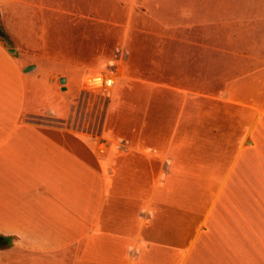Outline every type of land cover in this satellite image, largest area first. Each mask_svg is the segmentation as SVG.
<instances>
[{
  "label": "crops",
  "instance_id": "1",
  "mask_svg": "<svg viewBox=\"0 0 264 264\" xmlns=\"http://www.w3.org/2000/svg\"><path fill=\"white\" fill-rule=\"evenodd\" d=\"M170 10L176 22L164 21ZM232 10V0H0V27L18 45L0 42V237L10 242L0 264H264V37ZM136 12L140 30L180 32L151 43L191 46L177 58L193 69L177 76L192 88L146 81L143 100L114 97L96 125L71 128L68 98L50 113L28 107L27 80L69 90L30 55L86 44L90 29L130 33Z\"/></svg>",
  "mask_w": 264,
  "mask_h": 264
},
{
  "label": "rangeland",
  "instance_id": "2",
  "mask_svg": "<svg viewBox=\"0 0 264 264\" xmlns=\"http://www.w3.org/2000/svg\"><path fill=\"white\" fill-rule=\"evenodd\" d=\"M232 7L233 18L242 19L243 16L244 20L248 22L246 25L251 35L258 38L264 37V0H232ZM170 9L172 8L170 7ZM152 10L151 6L150 10L147 7L148 15L153 19L161 20L162 14ZM142 14L140 12L135 13V23L131 26L130 33L129 30L122 27L120 29L107 28L103 32L99 30L96 32V30L90 29L88 30L90 35L86 44H48L41 48L37 53L38 55H30V63L33 62L40 66H45V71L48 72L51 69L49 73H52V75H49L48 79L52 84L60 85V78L65 77L68 80L69 90L64 93L59 91V87H57L58 93L55 94L53 90L48 88L47 82L41 81L39 84L41 87L35 89L32 81L27 80L28 107L36 105L35 108L37 110L43 113H50L52 111L50 106H53L56 98L62 104L64 99L68 98L71 128L72 126H79L85 119L96 125L103 108L114 97V101L118 97L125 101H135L140 98L143 100V87L146 81L192 88L193 78L191 76H183V74L177 76V72L180 70L186 73L191 72L193 69L191 61H182L184 55H181L180 60L177 58L178 53L188 52V48L191 46H186L187 48L183 49V46L175 44L151 43L152 39L150 38L154 34L158 37H161V35L175 36L179 35L178 33L180 32L177 30L158 29L140 30L136 27V23L143 20ZM177 15L176 10H170L163 19L164 21L176 22ZM125 19V15L122 14L120 21L124 23ZM194 32L191 30L188 35L193 36ZM195 34L200 35L198 31ZM6 43L10 48H18V45H15L10 37ZM94 69L104 76L113 78V87L115 86L113 95L112 93L106 95L101 91H89L82 88V80ZM40 73L41 71L37 72V74ZM196 81L204 88H208V78H197ZM59 94L62 97H58L57 95ZM203 95L208 94L204 92ZM75 101L76 103L73 104ZM48 102L51 104H48ZM61 112L66 111L63 110ZM44 131L60 142L78 149L76 139L66 133L46 128Z\"/></svg>",
  "mask_w": 264,
  "mask_h": 264
},
{
  "label": "built area",
  "instance_id": "3",
  "mask_svg": "<svg viewBox=\"0 0 264 264\" xmlns=\"http://www.w3.org/2000/svg\"><path fill=\"white\" fill-rule=\"evenodd\" d=\"M114 80L111 76H104L103 74L87 75L84 79L83 88L91 91H101L109 95L113 87ZM103 148L99 151L102 152Z\"/></svg>",
  "mask_w": 264,
  "mask_h": 264
},
{
  "label": "trees",
  "instance_id": "4",
  "mask_svg": "<svg viewBox=\"0 0 264 264\" xmlns=\"http://www.w3.org/2000/svg\"><path fill=\"white\" fill-rule=\"evenodd\" d=\"M8 38H9L8 35L0 27V42L3 44L4 47L11 49L9 46L6 45L7 44L6 41ZM6 244L10 245L9 239L0 237V246Z\"/></svg>",
  "mask_w": 264,
  "mask_h": 264
},
{
  "label": "water",
  "instance_id": "5",
  "mask_svg": "<svg viewBox=\"0 0 264 264\" xmlns=\"http://www.w3.org/2000/svg\"><path fill=\"white\" fill-rule=\"evenodd\" d=\"M10 52H11V53H14V50H10ZM31 69H32V67H27V68H26V71H29V70H31Z\"/></svg>",
  "mask_w": 264,
  "mask_h": 264
}]
</instances>
